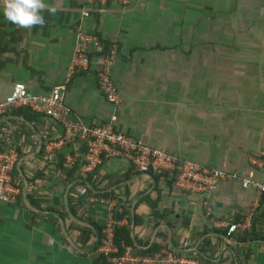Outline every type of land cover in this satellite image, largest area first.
I'll return each mask as SVG.
<instances>
[{"label": "crops", "instance_id": "0c3cea01", "mask_svg": "<svg viewBox=\"0 0 264 264\" xmlns=\"http://www.w3.org/2000/svg\"><path fill=\"white\" fill-rule=\"evenodd\" d=\"M44 2L55 11L46 8V23L30 29L7 21L0 5V100L16 82L35 93L63 83L77 34L93 33L101 49L116 48L121 103L105 99L93 57L65 94L86 123L115 116L117 130L150 146L263 179L250 156L264 149V0L110 1L87 17L83 0ZM8 146L20 193L0 203V264H106L94 246L107 191L128 200L121 224L140 249L159 244L198 264H264V194L237 180L190 193L125 157L104 159L89 180L86 146L65 141L61 125L35 111L0 117V148ZM230 224L244 227L229 232Z\"/></svg>", "mask_w": 264, "mask_h": 264}, {"label": "built area", "instance_id": "2783aa9c", "mask_svg": "<svg viewBox=\"0 0 264 264\" xmlns=\"http://www.w3.org/2000/svg\"><path fill=\"white\" fill-rule=\"evenodd\" d=\"M127 5L131 0H83L82 15H90L92 6H105L109 2ZM3 5V0H0ZM100 41L93 33L79 31L76 36L72 66L64 82L45 93H35L22 82L13 84L11 91L0 100V117L19 107L31 110L56 121L61 125L64 140H80L85 146L84 161L81 164L83 173L93 172L103 160L110 157H125L141 173L167 174L176 188L190 193L212 191L223 181L237 180L244 189L254 188L264 194V149L250 156V162L258 169L263 179L259 180L254 172L240 174L221 168L209 167L195 160L182 157L178 153L157 148L117 130L114 126L115 116L99 124H88L65 101L68 84L76 71L91 68L93 57H97V78L99 89L105 99L118 106L121 98L112 78V67L116 58V48L101 53ZM93 54V55H91ZM18 155L14 147L0 149V203H12L17 200L20 189L13 182L12 172ZM72 162V161H69ZM98 201L105 208V221L98 237V252L105 255L114 264H198L196 259L175 253L172 250H161L155 254H135L130 245H123L120 252L114 243V227L122 223L118 214L122 209L116 198L100 197ZM240 226V227H239ZM244 224H230L232 232Z\"/></svg>", "mask_w": 264, "mask_h": 264}, {"label": "trees", "instance_id": "16d2710c", "mask_svg": "<svg viewBox=\"0 0 264 264\" xmlns=\"http://www.w3.org/2000/svg\"><path fill=\"white\" fill-rule=\"evenodd\" d=\"M116 47V46H115ZM111 46L109 45H106V47L104 46V48L101 50V53H107L109 50H110ZM92 55V54H91ZM90 69H87V70H81V71H76L74 74L78 73V72H86ZM73 74V76H74ZM72 76V77H73ZM19 109V111H21L22 113H33L34 111L31 110L30 108L28 107H19L17 108ZM6 148V147H4ZM4 148H0V149H4ZM84 161V159H83ZM98 168V167H97ZM96 168V169H97ZM74 169L75 168H70L68 169V176L67 177H70L73 175L74 173ZM95 169V170H96ZM94 170V171H95ZM93 173V172H92ZM92 173H87V175H89L87 178L90 180L91 178V175ZM164 175H167V174H164ZM73 177H70L68 178V180H71ZM101 196L103 197H111V198H116L117 199V202L119 205L123 206V210L121 211V213H119L117 216L119 219H123L125 217H127V214H128V207H127V202L128 200L126 198H124L123 196L121 195H118L116 193H114L113 191H107V192H104V193H100ZM101 230L102 228L99 230L98 234H99V237H101ZM114 243L118 246L120 252L123 251V245H130L132 247V250H133V253L135 254H155L157 253L159 250H160V246L159 244H155L153 245L152 247L144 250V249H140L136 244H134L133 242V239L130 235V227L128 224H119V225H116L114 227ZM98 244H99V240H97L94 248L96 249L98 247ZM99 256L102 257L103 261L106 263V264H111L109 262H107V257L105 255H102L100 254Z\"/></svg>", "mask_w": 264, "mask_h": 264}, {"label": "clouds", "instance_id": "9594fccd", "mask_svg": "<svg viewBox=\"0 0 264 264\" xmlns=\"http://www.w3.org/2000/svg\"><path fill=\"white\" fill-rule=\"evenodd\" d=\"M48 8L44 0H3L2 13L10 23L20 28L30 29L43 26L46 21L43 11ZM54 12L55 9L48 8Z\"/></svg>", "mask_w": 264, "mask_h": 264}]
</instances>
